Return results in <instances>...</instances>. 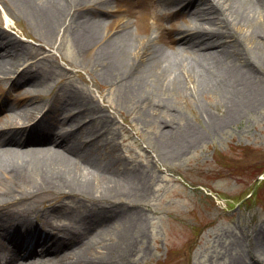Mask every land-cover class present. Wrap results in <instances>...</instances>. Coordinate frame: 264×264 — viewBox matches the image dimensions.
<instances>
[{
	"label": "bare ground",
	"instance_id": "6f19581e",
	"mask_svg": "<svg viewBox=\"0 0 264 264\" xmlns=\"http://www.w3.org/2000/svg\"><path fill=\"white\" fill-rule=\"evenodd\" d=\"M11 1L26 9L48 29L65 25L75 30L79 48L85 51V62L100 67V74L107 81L132 87V98L143 99L148 87L162 93L189 94L201 100L196 102L201 105L203 120L216 131L240 122L244 114L263 106L264 0H156L167 7H175L171 10L170 24L160 21L158 15L139 0H93L92 4L91 0ZM148 1L152 4L154 0ZM124 5H127V11L134 12L132 19L115 18L112 10H123ZM150 14L155 18L153 22ZM188 14L192 15L188 17ZM109 16L111 19H107ZM153 26L159 29L154 34ZM0 48L7 53L24 54L23 62L18 57L15 59L18 68L29 62L30 55L31 61L16 77L19 81H35V84L46 77L47 72L38 64L42 57L35 56L30 45L22 43L4 27L0 29ZM184 51H189L195 58L186 61L181 57ZM4 65L5 59L0 55V69L7 68ZM7 75L13 78L12 74ZM28 90L29 87H24L21 94H28ZM78 93L82 92L77 91L68 101L78 113H82L75 116L79 118L75 119L74 125L80 123L83 114L92 116L94 123L107 125L106 110L84 92L76 97ZM0 94H3L1 85ZM40 106L41 102H38L37 108ZM173 106L179 111L178 105ZM168 107L172 108L161 102V111L169 110ZM161 111L148 110L147 115L167 125L165 144L170 152L165 150L166 154L200 138L201 133L191 122L180 123L178 113L161 118ZM33 117V109L27 107L19 115L0 119V126L4 125L0 127V144L20 142L19 135L30 134L34 127L31 123ZM55 134L59 144L69 138L67 132ZM74 142L66 144L65 148L70 154L77 155L80 146ZM104 172L105 175L91 174L56 148L27 151L5 148L0 152V217L5 216V220L0 218V221L8 229L16 228L17 238H20L18 244L28 246L29 251L24 257L20 256L19 264H53L62 257L69 259V264L132 263L128 256L135 250V241L142 234L132 232V226L141 221L140 213L132 210V202L115 199L129 196L132 186H128L129 181H125L122 187L113 185L107 179L108 171ZM60 193L77 197L78 202L97 204V208L91 206L88 210L93 215L101 213L105 219L121 217L124 220L121 246L109 243L103 246L104 251L97 250L99 255L96 258L87 257L86 249L81 247V234L67 227V237L48 238V228L45 227L46 235L31 242L28 235L36 227L35 221L26 212L22 213L21 205L45 202L48 204L47 213L59 211L66 204L51 200ZM46 225L55 227L50 220ZM40 245L43 247L38 249Z\"/></svg>",
	"mask_w": 264,
	"mask_h": 264
},
{
	"label": "rangeland",
	"instance_id": "374dc122",
	"mask_svg": "<svg viewBox=\"0 0 264 264\" xmlns=\"http://www.w3.org/2000/svg\"><path fill=\"white\" fill-rule=\"evenodd\" d=\"M12 2L0 0V27L30 45L37 57H42L38 64L47 72L39 84L28 85L32 93H39L31 106L48 102V120L55 122L52 116H65L68 101L78 91L82 93L76 97L84 92L106 109L107 125L94 123L90 115L81 117L91 123L85 127L88 133L74 136V143L81 145L77 155L63 150L91 174L108 171L107 179L113 185L122 187L125 181L130 182V195L115 198L132 202V210L141 217L139 224L132 226V232L142 234L128 256L130 263L264 264V179L256 180L264 177V103L244 114L240 122L216 131L203 120L201 105L196 102L201 100L189 94L162 93L148 87L143 99L132 98V87L107 81L100 67L85 62L75 30L60 23L48 29ZM127 17L128 11L123 19ZM164 46L168 49L165 42ZM16 57L25 58L21 52L13 56L10 51L6 65H14ZM181 57L186 61L195 58L189 51ZM161 102L172 108L161 111ZM173 105H178L179 111ZM152 109L161 111V118L178 113L180 123L191 122L200 138L167 155V125L148 117ZM7 146L15 148L7 144L2 148ZM53 198L51 202L73 204L48 214L53 224L59 225L54 233L65 235V227L77 230L87 257L96 258L97 250L104 251L103 246L109 243L121 246V217L93 215L88 210L97 204L71 200L77 197L60 193ZM21 206L22 213L40 224L45 222L41 202ZM54 264H69V259L62 257Z\"/></svg>",
	"mask_w": 264,
	"mask_h": 264
}]
</instances>
